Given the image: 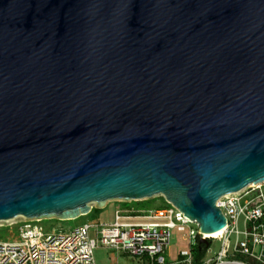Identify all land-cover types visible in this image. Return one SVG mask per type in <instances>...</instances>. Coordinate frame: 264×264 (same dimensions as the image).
Wrapping results in <instances>:
<instances>
[{"label":"water","instance_id":"water-1","mask_svg":"<svg viewBox=\"0 0 264 264\" xmlns=\"http://www.w3.org/2000/svg\"><path fill=\"white\" fill-rule=\"evenodd\" d=\"M262 182L264 0H0V221Z\"/></svg>","mask_w":264,"mask_h":264},{"label":"built area","instance_id":"built-area-1","mask_svg":"<svg viewBox=\"0 0 264 264\" xmlns=\"http://www.w3.org/2000/svg\"><path fill=\"white\" fill-rule=\"evenodd\" d=\"M217 206L226 217L217 237L201 232L196 221L170 202L148 209L121 206L114 221L88 219L72 228H50L46 219L23 217L15 236L0 239V264H97L100 246L139 264H264V182L222 196ZM175 230L187 233L189 248L168 261ZM200 238L210 244L197 261Z\"/></svg>","mask_w":264,"mask_h":264},{"label":"rangeland","instance_id":"rangeland-1","mask_svg":"<svg viewBox=\"0 0 264 264\" xmlns=\"http://www.w3.org/2000/svg\"><path fill=\"white\" fill-rule=\"evenodd\" d=\"M163 198H165L163 195H157L152 198H148L151 201H153L154 204L146 205L145 208L143 209L160 207L161 203L163 202L162 200ZM148 199H142L136 201H150ZM119 203H122V201L120 200L108 201L106 204L107 206H105V208L96 212L95 214H92V216H90L91 218L90 217L89 218L95 220L96 222L114 221L115 209L121 206H125L124 204H119ZM92 205L96 207L95 203ZM133 207L138 208L136 205ZM138 209H142V208H138ZM22 219L23 217L20 216L12 220L0 221V239L12 238L13 236H15L16 223ZM86 220H88L87 217H81L73 220H60L58 218H52L50 220L49 219L44 220V224L50 228L52 227L60 228L62 227L61 225L67 226L66 228H69V227L77 226L78 224ZM194 227L196 228V225H194ZM186 234H187L186 232H178L176 230L174 231L170 249L167 254L168 261H173L182 249L189 248V243L184 239L186 237L185 236ZM95 257L97 264H139V262L136 259L129 258L127 255L124 254H118L117 252L102 246L96 249Z\"/></svg>","mask_w":264,"mask_h":264},{"label":"trees","instance_id":"trees-1","mask_svg":"<svg viewBox=\"0 0 264 264\" xmlns=\"http://www.w3.org/2000/svg\"><path fill=\"white\" fill-rule=\"evenodd\" d=\"M150 200V199H148ZM163 202L161 203L160 207L162 206H166L168 204V202L166 201L165 198L162 199ZM140 202V203H138ZM123 204L125 205V207H133V206H137L138 208H145L146 205H150V204H154L153 201H131V202H123ZM102 210L101 208H97V207H94L92 209V211L88 214V215H85V216H82V217H87L88 219H90L92 216V214H95L96 212ZM90 217V218H89ZM81 218V217H80ZM207 249V246L205 244H198L195 248V256H196V260L198 261L199 259H201L205 253Z\"/></svg>","mask_w":264,"mask_h":264},{"label":"bare ground","instance_id":"bare-ground-1","mask_svg":"<svg viewBox=\"0 0 264 264\" xmlns=\"http://www.w3.org/2000/svg\"><path fill=\"white\" fill-rule=\"evenodd\" d=\"M222 232H223V229L220 230V231H216V232H213V233H206V234L209 235V236L217 237V236H219Z\"/></svg>","mask_w":264,"mask_h":264},{"label":"crops","instance_id":"crops-1","mask_svg":"<svg viewBox=\"0 0 264 264\" xmlns=\"http://www.w3.org/2000/svg\"><path fill=\"white\" fill-rule=\"evenodd\" d=\"M119 204H123V203H119ZM107 206V205H106ZM83 223V222H82ZM81 224V223H80ZM79 225V224H78ZM62 227H60V228H66L67 226H63V225H61ZM69 228H72V227H69Z\"/></svg>","mask_w":264,"mask_h":264}]
</instances>
